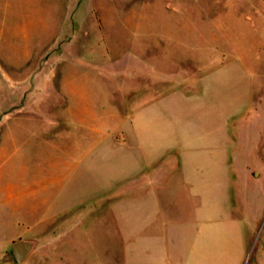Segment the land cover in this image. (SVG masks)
<instances>
[{"label": "rangeland", "instance_id": "374dc122", "mask_svg": "<svg viewBox=\"0 0 264 264\" xmlns=\"http://www.w3.org/2000/svg\"><path fill=\"white\" fill-rule=\"evenodd\" d=\"M171 128L264 169V0H0V264L19 238L21 264L121 262V175ZM258 197L242 233L210 235V264H264Z\"/></svg>", "mask_w": 264, "mask_h": 264}, {"label": "crops", "instance_id": "0c3cea01", "mask_svg": "<svg viewBox=\"0 0 264 264\" xmlns=\"http://www.w3.org/2000/svg\"><path fill=\"white\" fill-rule=\"evenodd\" d=\"M136 114L130 123L135 120L138 130H142L144 124L139 123ZM163 135L169 137L151 159L155 164H131L121 175L120 200L116 201L122 203L126 220L123 235L127 256L109 264H210L212 233L225 229L242 233L241 226L248 227L258 218L257 199L264 191L258 192L251 185L261 176L258 167L264 169L251 162L248 149L240 153L244 159L230 164L225 148L218 147L222 157L212 162L202 156L209 153L208 146L192 147L187 138L182 144L176 142L173 128ZM236 184L243 186L238 188ZM45 232L52 233L47 229Z\"/></svg>", "mask_w": 264, "mask_h": 264}, {"label": "water", "instance_id": "95a60500", "mask_svg": "<svg viewBox=\"0 0 264 264\" xmlns=\"http://www.w3.org/2000/svg\"><path fill=\"white\" fill-rule=\"evenodd\" d=\"M35 242L30 239L19 238L12 242V252L18 263H22L25 257L33 250Z\"/></svg>", "mask_w": 264, "mask_h": 264}]
</instances>
